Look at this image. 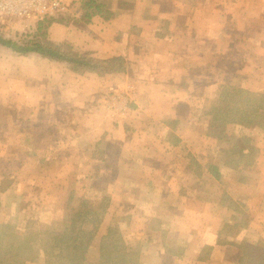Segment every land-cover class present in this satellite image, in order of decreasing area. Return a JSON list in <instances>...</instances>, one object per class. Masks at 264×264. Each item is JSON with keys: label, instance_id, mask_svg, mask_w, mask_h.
Masks as SVG:
<instances>
[{"label": "crops", "instance_id": "0c3cea01", "mask_svg": "<svg viewBox=\"0 0 264 264\" xmlns=\"http://www.w3.org/2000/svg\"><path fill=\"white\" fill-rule=\"evenodd\" d=\"M71 8L47 27L48 40L99 60L122 58L125 70H77L0 43L8 93L0 106V264L14 253L12 239L33 255L9 264L55 263L40 240L46 230L66 264H89L91 253L108 263L113 240L128 264H251L250 254L264 253V185L247 187L246 206L256 208L241 223L222 200L225 164H217L226 126L236 125L211 123L201 109H214L207 96L239 77L245 83L232 89L264 93V0H83ZM36 22L0 20V39L15 42ZM254 152L237 150L232 169L262 171L264 181V149ZM29 189L38 197L24 198ZM96 197L105 207L101 244L90 241L94 232L77 256L86 237L69 216Z\"/></svg>", "mask_w": 264, "mask_h": 264}, {"label": "rangeland", "instance_id": "374dc122", "mask_svg": "<svg viewBox=\"0 0 264 264\" xmlns=\"http://www.w3.org/2000/svg\"><path fill=\"white\" fill-rule=\"evenodd\" d=\"M57 20L61 19V18H56ZM56 20V21H57ZM38 22H36V24H29V29H26L27 33H23L21 32L17 34V39L14 40L17 43H23L26 40H32L34 37H36L38 34H43V33H47L48 34V30L47 27L43 28L41 31L38 28ZM47 26H50L49 23L46 24ZM40 31V33H39ZM23 35V36H22ZM255 64H257V62H255ZM251 66H248L247 69L250 70ZM251 72V71H249ZM251 80H255L256 78H249ZM246 78L244 77H239V79L237 80V82L232 83V85H230L229 87L231 88H226L225 86H223L221 88V90L219 92L216 91V94H214L213 96H210L211 94H209L207 96V104L206 106H208L209 104H211V107H214V109L210 108L209 110L207 108H202L201 112L205 113V116L207 117L206 120H209V122H214L217 121L219 119H223L225 120V114L227 117V112H226V107H227V98L229 101H232L231 103L234 104V100H237V96L234 94L233 89L232 88H240L241 86H243V84L245 83ZM260 81H262V83H264V77L263 79H261ZM261 83V84H262ZM253 88H258V86L256 85H252ZM236 88V89H237ZM260 92V91H259ZM256 93V92H254ZM7 96L8 93L6 92V87L5 84H3V86L0 87V106H5L3 104L2 101L7 102ZM230 103V104H231ZM213 112L211 115L210 112ZM203 113V114H204ZM261 115H264V111L260 112ZM210 115V116H209ZM223 125V123H222ZM220 124L219 125H211L212 131H214L215 133L220 131ZM226 132H228L226 135L222 136L223 140H221V147H222V154L220 156V158L217 161V164H225L224 166V171L222 173V177H220L218 179L219 181V186L221 187V191L223 192L222 195V200H224L227 205H229V208H231L235 213L238 214V218L239 220H241V223H244L246 221H250V216L251 213H249L250 211L254 213V209L256 208V206H250L247 205L246 206V198H248L251 194V192L247 189V187L252 186L255 187V185L260 181L263 185H264V181L263 179V173L262 171H259V174H255L252 171V168H248L246 170L244 169H232V160H237L239 158H241V154L237 153V150H241V149H245V150H252L255 151L254 154L256 155V152L259 149H264L262 148L263 144H264V120H261L260 123L253 125L251 127H243V126H226ZM11 141L9 142L8 145H11ZM6 142H0V152L2 153V151H5L6 148ZM2 154H6V153H2ZM262 154V153H261ZM262 157H259V159H261ZM227 167V168H226ZM231 169V170H230ZM252 181L254 182V184L252 183ZM22 192L25 193H29V197L28 195H26V197L24 198H34L38 197L37 193L38 190L36 189H32V190H22ZM1 193V192H0ZM250 193V194H249ZM32 194V195H31ZM100 197H96L94 200H84V201H80L77 203L76 209L74 212H72L69 216V221L68 223L73 220H75V225L73 227H75L74 229H78L79 231H81L82 233H84L83 235L86 237L84 238V242L82 243H77L78 249H77V256H80L82 254V252L85 249V244L89 243V241L87 242L86 239L87 237L90 239V236H92L94 234V232L96 233L95 238H91L90 241L92 240V244H94L96 247H98V243H99V232L101 229V221H102V211L105 208L104 207V200H99ZM0 200H1V194H0ZM21 201V200H20ZM73 201H76L75 199ZM23 203H26L25 199H23L22 201ZM32 202H30V200L27 201L26 208L29 207ZM37 204V202H35ZM35 204V206L37 207V205ZM34 206H31L30 211L32 212L31 215L33 216L34 212L37 211V208L33 209ZM89 217L91 219L87 221L86 218ZM68 220V219H67ZM35 221L29 220V223H34ZM62 224H65L64 220L62 221ZM47 225V224H46ZM67 225V223H66ZM114 225V224H113ZM112 225V226H113ZM51 230V229H50ZM42 232V233H41ZM76 232V231H75ZM118 232V231H117ZM37 230H32L30 235H26L25 237H27V240L30 239H35ZM116 233V232H115ZM53 234V232H50L49 230L46 231H40V240L42 239V242H45L46 246H47V250L49 255H47V251H46V259L50 260V262H55V263H51V264H66L65 262H67V260H65L64 258L61 259H57L53 256V252L50 251V248H52L51 246H53L54 244V240L52 239L53 237H51V235ZM29 238V239H28ZM13 240V244L11 245L12 248H14V253L13 255L9 256V258H7V262H3V264H9V260L14 259L16 260H20V258L22 259V257H31L33 254L31 253H25V250L23 251L22 248L20 247V243H17V241ZM72 240V238H71ZM83 241V240H82ZM5 239L3 238L2 240H0V244H2V246L5 243ZM101 242L99 243L100 246ZM112 243L110 242V245ZM63 245H66V243H64ZM109 245V244H108ZM104 246V243H103ZM112 246V245H111ZM115 247H112V249ZM111 249V250H112ZM258 251V250H257ZM254 251L252 254H250L247 258L248 260H251V264H264V253L263 255L260 252ZM22 252V256L21 253ZM4 256H2V258L0 257V263L1 260L3 261ZM110 257L113 260L114 258V254L110 253ZM12 258V259H11ZM6 260V259H5ZM89 264H99L98 260L99 258L97 257V255L91 253L89 254ZM49 262V261H46ZM88 264V263H86Z\"/></svg>", "mask_w": 264, "mask_h": 264}, {"label": "trees", "instance_id": "16d2710c", "mask_svg": "<svg viewBox=\"0 0 264 264\" xmlns=\"http://www.w3.org/2000/svg\"><path fill=\"white\" fill-rule=\"evenodd\" d=\"M87 3L90 4L91 1ZM87 3L85 2V5ZM56 20L57 19L47 18L39 22V30L41 31L43 28L48 27L46 25L47 23L52 25ZM0 43L13 47L16 51L23 54L35 52L54 61L67 62L77 70L92 71L99 74L125 70V61L122 58L99 60L89 55L75 53L71 51L68 45L55 44L48 40L47 33L38 34L32 40L24 41L23 43H15L3 39H0ZM233 92L237 96L238 101L234 100L233 104L231 103L233 100L229 101L227 98V117L225 114L226 123H232L236 126L251 127L260 123L261 120H264V115L260 114L261 111H264V93L256 94L241 89H233ZM66 238V247H68L71 243V237ZM112 242L113 247H115L112 253L117 254L116 256L114 255L112 260L113 264H128L130 258L118 252L120 247L118 240H113ZM107 258L108 256L105 254L103 256V264H111V259L109 258V262L107 263Z\"/></svg>", "mask_w": 264, "mask_h": 264}, {"label": "built area", "instance_id": "2783aa9c", "mask_svg": "<svg viewBox=\"0 0 264 264\" xmlns=\"http://www.w3.org/2000/svg\"><path fill=\"white\" fill-rule=\"evenodd\" d=\"M80 2L83 0H0V20L10 24L16 19H56Z\"/></svg>", "mask_w": 264, "mask_h": 264}]
</instances>
